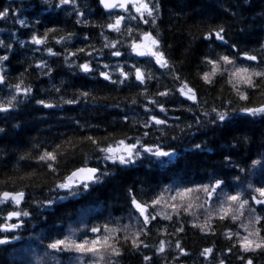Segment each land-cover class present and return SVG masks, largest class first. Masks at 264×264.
Masks as SVG:
<instances>
[{"label": "trees", "instance_id": "obj_1", "mask_svg": "<svg viewBox=\"0 0 264 264\" xmlns=\"http://www.w3.org/2000/svg\"><path fill=\"white\" fill-rule=\"evenodd\" d=\"M6 4L16 12V16H10L8 20H0V29H3L0 31V40L9 41L11 34H16L10 41L15 45L16 50L10 54V60L6 64V68L10 69L8 82L16 83L20 73L28 69L23 76V81L33 86L35 97L43 98L58 106L45 109L36 105L33 99L30 103L23 104L16 111L8 114L6 118L5 114H0V128L5 129L0 133V188L6 186L24 189L30 198L35 197L36 200H40L48 194L54 178L46 168L41 170L34 159L19 160L18 157L26 154L34 156L38 151L52 150L56 144L71 139L77 145L76 148L66 143L61 148V151L69 153L61 161L62 172L71 169L74 165L82 163L84 153L91 148L90 143H81L79 137L85 135L103 137L108 132L113 134L111 138L114 139L121 138L124 133L129 136L134 135L135 133L129 127L132 119L135 118L133 113L143 117L144 109L140 107V104L147 105L148 98L158 101L167 100L169 124L185 127L190 122L193 127L190 130L186 129V132L191 133L190 136L179 132L175 127L165 128L175 154L169 158H163L167 161L163 166L159 163H151L150 159L144 160L143 157L141 158L143 162H137L123 169H120L118 165L116 168L109 166L111 174L101 184L93 185L91 191L76 197H68L55 202L52 206L40 209L39 211H43L44 215L34 216L27 227L20 230L19 239L7 246L0 245V264H24L27 260H31L33 264L37 260L41 261V264H54V261L45 255L46 250L39 244V237L43 236L47 241V238L53 235L54 226H62L61 230L67 233L70 227L102 223L109 217V213L112 217H121L122 223H129L130 202L127 190L130 187L134 188L138 197L143 199L141 193H147L148 186L151 184L164 187L173 183H186L189 180L207 182L210 174L220 175L227 172L225 154L230 155L234 164L244 166L251 164L249 157L259 159L260 154L264 153V120L239 116L226 127L217 128L211 124L196 125L197 119L204 120V117L199 115L200 110L173 89V85L179 87L178 82L173 80L165 70L156 66L154 59L127 54L120 58L111 57L110 49L103 48L104 41L100 32L103 30L110 38H115L117 34L107 29L109 17L98 7L97 0L96 3H93V0H77L76 5L77 9L85 13L90 25L95 24V27L77 24V17L74 14L66 15L65 12H60L56 16L57 10L48 9L46 5L41 4V0H0V10H3ZM161 5L162 11L157 19L158 27L152 31L153 34L159 32L161 51L175 67L179 77L188 83L189 87L199 91L209 105L220 103L216 100L217 96L235 100L234 93L226 83L217 79L215 86H208L199 78L198 72L203 68L200 63L201 58L209 52L215 56L216 53L225 50L215 44L212 49H209L207 43L202 42L200 38L208 28L223 25L228 31L230 43L238 44L241 50L259 49L260 42L264 41V0H248V3L244 5H241L238 0H161ZM225 8L229 9L227 13L224 11ZM68 11L72 12L73 9L69 8ZM233 11L237 15H233ZM50 13L55 23H49L44 19ZM132 15L135 13L133 12ZM17 18L28 22L29 26L24 27L14 23ZM38 18L42 21L43 27L37 25ZM100 25H104L103 29ZM45 27L57 28L56 38L60 35L67 38L70 31L76 35L71 40L62 41L60 45L55 44L53 38L49 39L47 45L36 46L28 43L32 30L38 28L39 33L43 34ZM139 27L149 30L147 25L141 24ZM84 34H90L87 42L83 40ZM19 41H24L26 47L21 48ZM85 44L94 45L97 50L102 49V51L93 52L92 67H98V63H108L109 65L119 64L127 69L128 63L132 60L151 61L150 65L141 63L139 66L145 74L151 68L160 79L148 82V92L144 97H140L136 89L122 86L118 89L110 85L99 76L98 72L94 77H90L80 72L76 65L68 68L63 56L64 48L75 51L77 47ZM46 46L52 47L54 52L59 51L62 55L49 56L43 51ZM87 50L92 51L91 48ZM79 56L80 59L76 60L77 65L89 59L83 53ZM96 57L99 58L98 63ZM72 59L75 58L69 57V60ZM40 60L47 61L52 67L51 77L37 75L35 64ZM105 71L113 73L114 70L110 66ZM132 71L134 73V69ZM162 72L163 75H161ZM132 81L136 83L134 74ZM53 85L60 86L62 91L56 93ZM166 87L173 90V95L167 98L153 95L156 91H164ZM77 90L91 93L88 103H85L83 98L73 105L60 102L61 97H74ZM132 99H137L138 103L130 105L129 101ZM261 100H264V96L257 92L250 97L248 103L252 105ZM180 101L183 105L178 103ZM115 104H119V107L109 106ZM184 106H191L194 111L184 112ZM124 112L129 114L128 124L122 120ZM156 112L158 116H164L158 109ZM174 117H180V119L175 120ZM88 124L98 125V127L89 128ZM173 135L178 137L175 141L171 140ZM158 136L159 132L154 131L152 139ZM194 143H200L204 150L194 149ZM173 148L166 147V150L172 152ZM73 152L76 153L75 157L72 155ZM89 163L95 164L96 161L93 158ZM232 171L235 172L236 169ZM28 173L34 174L28 177ZM21 177L24 179L21 180ZM228 179L231 180V177L229 176ZM247 179H252L254 183L261 179L258 166L255 169V175L245 177L246 181ZM161 211H171V209H161ZM80 215L81 218H79ZM180 215L185 221L184 232H175V216L172 221L157 217L153 223L166 227L167 232L160 234L153 227L148 237L142 236V239H145L153 248L160 239L170 241V245L166 246V251L171 253L167 257L169 261L172 254H177L174 251L177 239L190 253V256L181 258L184 264H197L198 261H203L199 253L204 247H213L216 253H221L229 243L223 233L227 228L234 227L230 222L222 224L219 220H215L213 224L215 235H204L198 228L193 229L191 224L187 223L192 220V217L185 216L182 212ZM203 219L204 216L201 215L200 221L203 222ZM147 254L153 256L154 252L147 251ZM46 257L50 258L47 259L48 262L45 261ZM163 260L164 257L161 255L151 264H163ZM210 262L215 264V258L210 257ZM121 264H145V262L142 256L125 251ZM228 264H239V262L232 255L228 257ZM256 264H264V257L256 258Z\"/></svg>", "mask_w": 264, "mask_h": 264}, {"label": "snow or ice", "instance_id": "obj_2", "mask_svg": "<svg viewBox=\"0 0 264 264\" xmlns=\"http://www.w3.org/2000/svg\"><path fill=\"white\" fill-rule=\"evenodd\" d=\"M238 2L244 5L248 3V0H238ZM93 3H96V0H93ZM41 4L46 5L48 9L57 10L56 16L60 12H65L66 15L74 14L77 17V24L84 27L96 26L95 24L90 25L85 13L76 8L77 0H41ZM98 7H102L109 17L106 24L107 29L117 34L115 38H110L101 30L103 48L110 49L111 57L120 58L127 54L154 59L156 66L165 70L173 80L178 82L179 87L173 85V89L200 110L199 115L204 117V120L197 119L196 125L211 124L217 128L226 127L239 116L264 120V100L252 105L248 103L254 93L258 92L259 95L264 96V41L260 42L259 49L241 50L238 44L230 43L228 31L223 25H215L202 33L200 39L207 43L209 49H212L215 44L225 50L216 53L215 56L209 52L201 58L200 63L203 68L198 72L199 78L208 86H215L219 79L230 86L236 97L233 100L217 96L216 100L220 103L209 105L199 91L189 87L188 83L179 77L175 67L161 51L159 32L153 34L152 29L158 27L157 19L162 11L161 0H98ZM69 8L73 11L69 12ZM224 11L227 13L229 9L225 8ZM133 12L135 15H132ZM232 14L237 15L235 11ZM10 16H16V12L6 4L3 10H0V20H8ZM44 19L49 23H55L51 13ZM14 23L24 27L29 26L28 22L19 18ZM36 23L43 27L39 18ZM141 24L149 26V30L140 28ZM100 27L103 29L104 25ZM57 32L58 29L55 27H45L43 34H40L37 28L31 31L28 43L36 46L47 45L49 39L53 38L55 44L60 45L62 41L71 40L76 35L70 31L67 38L63 35L56 38ZM15 35L12 33L9 41L0 40V53H2L0 54V114H5V118L33 99L36 105L45 109L58 106L43 98L35 97L33 86L23 81V76L28 69L20 73L16 78V83L8 82L10 69L6 68V64L10 60V54L16 50L15 45L10 42ZM89 35H83L85 42L89 40ZM19 44L21 48L26 47L24 41H19ZM88 48L92 51H88ZM43 51L49 56L62 55L59 51L54 52L50 46H46ZM94 51H102V49L97 50L94 45L89 44L77 47L75 51L65 47L63 56L68 68L76 65L80 72L90 77H94L98 72L99 76L104 81H108L110 85L118 89L121 86L136 89L140 97H144L148 92V82L160 79L151 68L145 74L139 66L141 63L150 65L151 61L132 60L125 69L119 64H99V58L96 57L98 67H92ZM80 53L89 59L77 65L76 60L80 59ZM69 57L75 59L69 60ZM110 66L114 70L113 73L105 71ZM35 69L38 76L51 77L53 73L52 67L44 60L37 62ZM133 74L136 83L132 81ZM163 74L162 72L161 75ZM52 87L56 93L62 91L60 86L53 85ZM90 95L89 91L77 90L74 97H61L60 102L73 105L83 98L84 102L88 103ZM153 95L167 98L173 95V90L166 87L164 91H156ZM129 103L136 105L138 101L132 99ZM178 103L183 105L182 101ZM109 106L119 107V104ZM140 107L144 109V116L140 117L133 113L135 118L129 125L135 133L132 136L124 133L121 138L114 139L111 138L113 134L108 132L103 137L95 135L79 137L81 143H90L91 148L84 153L82 163L74 165L71 169L62 172L61 168V161L69 154L67 151H61V148L65 143L72 145L73 148L77 147L71 139L56 144L52 150L38 151L34 156L26 154L18 157L19 160L32 158L41 170L46 168L54 178L53 185L48 189V194L40 200H36L35 197L30 198L24 189L7 188L6 186L0 188V245L7 246L19 239L20 230L26 228L34 216L44 215L43 211H39L40 209L52 206L55 202L68 197L87 193L92 190L93 185L101 184L111 174L109 166L116 168L118 165L120 169H123L137 162H143L142 157L144 160L150 159L151 163H159L163 166L167 162L163 158H169L175 154L165 128L175 127L179 132L191 135L190 132H186V129H192V123H187L185 127L168 123L167 100L158 101L148 98L147 105L140 104ZM156 109L164 116H158ZM121 111L123 112V109ZM183 111L192 112L194 109L191 106H184ZM174 119L179 120L180 117H174ZM122 120L128 124L129 114L127 112L123 113ZM87 127H98V125L88 124ZM4 131V128H0V133ZM154 131L159 132L156 139H152ZM177 138L173 135L171 140L175 141ZM166 147L173 148V151L169 152ZM193 148L204 150L200 143H194ZM72 155L75 157L76 153L73 152ZM93 158L96 163L90 164L89 161ZM249 159H251L250 165L240 166L232 162L229 154H225L227 172L220 175L210 174L207 182L189 180L186 183H173L164 187L151 184L148 186L147 193H141L143 199L138 197L134 188L130 187L127 190L130 202L129 223H122L121 217H112L109 213V217L102 223L70 227L67 233L61 230L62 226H54L53 235L48 237L47 241L45 237H39V244L46 250L45 255L50 257L54 264H121L125 251L132 255L142 256L145 264H151L156 257L161 255L164 257L163 264H184L181 258L190 256V253L179 239L175 241L174 251L177 254L171 255V261L167 259L171 253L166 251V246L170 245V241L160 239L153 248L145 239H142V236L148 237L151 234L153 227L160 234L167 232L166 227L153 223L157 217L161 220L172 221L175 216V232H184L185 221L180 215L182 212L185 216L192 217V220L187 223H190L193 229L198 228L204 235H215L213 228L215 220H219L222 224L230 222L234 226L227 228L223 233L229 242L223 251L216 253L213 247H204L199 253L203 261H198L197 264H211L210 257L215 258V264H228V257L232 255L239 264H256V258L264 257V153L260 154L259 159L251 157ZM257 166L261 179L255 183L252 179L246 181L245 177L255 175ZM234 168L235 172L232 171ZM33 174L28 173L27 175L31 177ZM229 176L231 180L228 179ZM20 179L23 180L24 177ZM169 208L171 211H161V209ZM201 215L204 216L203 222L200 221ZM121 233H123L122 236ZM129 244L130 247H128ZM145 250L153 251L154 255H148ZM24 264H33V262L27 260ZM35 264H41V262L37 260Z\"/></svg>", "mask_w": 264, "mask_h": 264}, {"label": "rangeland", "instance_id": "obj_3", "mask_svg": "<svg viewBox=\"0 0 264 264\" xmlns=\"http://www.w3.org/2000/svg\"><path fill=\"white\" fill-rule=\"evenodd\" d=\"M79 218H81V215L79 216ZM47 259H50V258L46 257V258H45V261H46V262H48ZM40 262H41V261H40Z\"/></svg>", "mask_w": 264, "mask_h": 264}, {"label": "water", "instance_id": "obj_4", "mask_svg": "<svg viewBox=\"0 0 264 264\" xmlns=\"http://www.w3.org/2000/svg\"><path fill=\"white\" fill-rule=\"evenodd\" d=\"M97 1H98V0H97ZM100 8L102 9V11H103L104 13H106L105 10H104L102 7H100Z\"/></svg>", "mask_w": 264, "mask_h": 264}]
</instances>
